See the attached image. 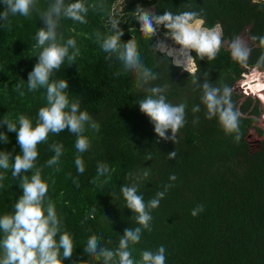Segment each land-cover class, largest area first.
I'll use <instances>...</instances> for the list:
<instances>
[{
	"label": "trees",
	"instance_id": "obj_1",
	"mask_svg": "<svg viewBox=\"0 0 264 264\" xmlns=\"http://www.w3.org/2000/svg\"><path fill=\"white\" fill-rule=\"evenodd\" d=\"M51 2L37 0V8L45 11ZM84 2L89 9L88 22L80 24L63 18L59 28L64 41L75 39L79 55L71 65L65 59L61 69L54 70L52 79L68 82L70 102L80 100L81 110L89 112L100 130L86 128L84 134L91 147L84 153L76 151V136L67 129L59 134L50 133L47 142L38 145L35 161L42 179L48 183L46 199L55 205L61 231H67L73 238V255L71 259L62 257V264H102L83 252L87 239L96 235L100 247L115 250L124 229L139 226L135 213L126 208L120 191L122 185L135 184L147 203L169 183L173 186L159 206L151 210V231L142 230L140 242L131 246L135 261L142 251L155 252L163 245L165 264H264V114L260 98L233 91L232 100L241 113L242 133L241 140L235 142L232 135L224 134L216 118L206 119L201 92L193 90L192 74L174 65L167 52L165 55L153 48L158 35H168L164 27L161 25L157 35L148 39L139 31L135 12L137 4L143 9L151 7V12L157 15L164 11L173 14L195 11L204 19V27L219 24L228 43L246 31L253 49L247 67L234 62L225 47L211 61L191 53L195 75L201 83L208 78L215 86L227 84L234 89L241 83V74L255 68L264 52L258 42L253 44L250 40L251 35H264V0ZM4 7L0 2V12ZM110 17L120 20L119 27L124 33L121 42L135 41L143 65L158 74L157 80L137 88L134 74L115 75L119 61L114 55L105 59L108 53L101 49L95 36L96 32L103 36L114 34ZM9 20V27H0V121L7 118L18 127L19 115H25L35 126L38 110L47 105L46 89L30 92L27 78L40 51L33 47L35 35L44 25L36 11L27 18L10 15ZM17 83L21 85L19 90ZM156 85H167L164 94L168 102L186 105V124L177 134L175 144L156 136L149 118L136 103L148 95V88ZM255 86L253 90L262 91L260 85ZM195 105H200V111L193 113ZM196 119L198 123L193 124ZM0 132L8 136L7 143L0 141V151L10 152V159L14 160L21 153L16 133L8 132L2 123ZM167 134L171 135L170 131ZM54 142L63 145V153L59 163L49 167L46 162L55 154L49 146ZM174 150L176 157L169 159L168 153ZM77 155L85 163L83 174L77 172L74 163ZM101 163L107 164L110 171L97 178V166ZM11 171V167L0 169L4 175L0 181V216L13 214L16 200L23 194L20 178L13 177ZM34 171L21 175L30 178ZM145 171L147 177L143 176ZM173 174L176 181H169ZM197 205H203L204 211L193 217L191 211Z\"/></svg>",
	"mask_w": 264,
	"mask_h": 264
},
{
	"label": "clouds",
	"instance_id": "obj_2",
	"mask_svg": "<svg viewBox=\"0 0 264 264\" xmlns=\"http://www.w3.org/2000/svg\"><path fill=\"white\" fill-rule=\"evenodd\" d=\"M4 11L0 12V27H9L10 15H21L30 17L36 11L43 27L39 28L35 35L36 44L39 49L37 62L28 73L27 88L30 92L43 87L46 89L47 105L38 110V119L35 126L31 119L25 115H19L17 123L7 118L0 123L6 125L8 132L16 133V140L20 146L21 153L16 154L14 160L10 159V152L0 151V169L7 170L11 167L13 177L20 178L22 196L14 205L13 214L0 216V230L3 237L0 238V264H62L64 259H71L74 251L73 238L67 231H61V220L57 215L56 208L51 199H46L48 183L42 179L41 169L35 166L38 158V145L48 140L49 134H59L64 130L76 136L75 148L78 153L87 152L91 147V141L84 133L86 128L99 132V124L93 120L87 110H81L80 100H69L66 91L68 82L65 79L53 80L54 70L59 71L65 59L69 65L73 64L79 55L76 41L69 38L64 41L59 32L60 22L63 18L71 19L80 24H86L88 7L84 0L66 3L65 0H52L45 11L37 8V0H0ZM101 8L103 4L99 5ZM135 12L139 23V31L148 39L157 35L162 25L178 48H168L163 40H158L153 48L161 52H167L173 57V63L182 67L193 76L194 91L200 90V101L206 110V119L216 118L218 125L225 135H232L235 142H239L241 133V113L236 109L232 100L233 88L227 84L223 87L210 83L208 78L201 83L195 75L196 68L193 64L195 57L211 61L216 58L222 47H224L223 32L219 25L208 28L204 27L205 21L195 11H184L173 14L164 11L162 15L143 9L137 4ZM111 29L114 34L103 36L96 32V40L101 49L108 53L105 59H111L114 55L119 61V69L116 76L134 74L137 88H143L152 81L157 80L158 74L146 68L138 52L134 40L130 39L122 43L123 30L119 27L120 20L110 17ZM250 40L258 47L264 48V35H251ZM70 49L72 50L70 52ZM252 47L239 36L234 37L228 43V51L231 59L237 64L247 67L251 57ZM187 63V68L185 67ZM264 67V52L258 57L255 68ZM208 77V74L205 73ZM17 90L21 88L16 84ZM167 85H156L147 89L148 95L136 101L139 110L154 127V132L160 140L177 142V134L186 124V105L180 103L173 105L168 102L166 95ZM21 95L24 93L21 92ZM200 111V105H195L192 112ZM198 119L193 120V124ZM170 131L171 135L167 133ZM0 141L8 142V136L0 132ZM50 149L54 155L47 160V166L51 167L59 163L63 153L61 143H52ZM169 159L176 157V151L168 153ZM11 162V164H10ZM77 172L83 174L85 163L81 155L75 158ZM35 169L31 177L21 175ZM59 170V169H57ZM107 164H98L97 178L108 173ZM144 177L148 172L143 173ZM4 179L0 173V181ZM175 174L169 177V181H176ZM76 181H74L75 183ZM107 183V180L104 181ZM2 186V185H0ZM78 186V184H77ZM173 185H165L164 191H159L155 197L145 203L143 195L138 194L135 184L131 186L122 185L120 191L126 201V208L135 213L136 223L139 225L134 229L125 228L115 250L100 247L99 237L92 235L87 239L83 252L93 257L102 264H165L166 249L162 245L155 252L145 250L140 253V259L132 258L131 246L140 242L142 230L151 231L153 219L151 210L156 209L160 201L165 197L169 188ZM204 211L203 205H197L192 211L193 217ZM57 236L59 239L57 240ZM62 250V255H61Z\"/></svg>",
	"mask_w": 264,
	"mask_h": 264
},
{
	"label": "rangeland",
	"instance_id": "obj_3",
	"mask_svg": "<svg viewBox=\"0 0 264 264\" xmlns=\"http://www.w3.org/2000/svg\"><path fill=\"white\" fill-rule=\"evenodd\" d=\"M145 10H147V11H151V7H147V8H145ZM216 25H219V24H216ZM215 25V26H216ZM239 37H241L242 39H244L246 42H248V44H249V39H248V36H247V32L246 31H244V32H242L240 35H239ZM158 40H163L164 42H165V44L168 46V47H172V48H178L179 46L178 45H175L174 44V42L170 39V38H168V35L167 36H164V35H158V38H157ZM224 47L225 48H227L228 49V42L227 41H224ZM159 52H161V51H159ZM163 53H165V52H163ZM165 55H167L166 53H165ZM169 56V55H168ZM170 57V56H169ZM170 62L172 63V58L170 57ZM173 64V63H172ZM194 64H195V62H194ZM175 65V64H174ZM182 68V67H181ZM195 68H196V66H195ZM182 70H184L183 68H182ZM251 70H253V68H250V69H248L246 72H248L249 73V71L251 72ZM242 75V74H241ZM263 77H264V75H263ZM242 80H243V77H242ZM242 80H241V82H242ZM262 80V82L264 83V81H263V79H261ZM241 84V83H240ZM238 85L237 87H235L234 89H233V91L234 92H238L239 94H249V91H244L245 89L244 88H242V86L241 85ZM241 91H243V92H241ZM250 95V94H249ZM252 95V94H251ZM257 97H259L260 98V109H261V111H262V113L264 114V90L263 91H261V92H258L257 93Z\"/></svg>",
	"mask_w": 264,
	"mask_h": 264
},
{
	"label": "built area",
	"instance_id": "obj_4",
	"mask_svg": "<svg viewBox=\"0 0 264 264\" xmlns=\"http://www.w3.org/2000/svg\"><path fill=\"white\" fill-rule=\"evenodd\" d=\"M252 68H253V70H251V72L249 71V73H248L245 71L242 73L243 80H242L240 85L242 86V88L245 89L244 91H249V94H252L253 96H255L259 92V91H256L257 89L253 90L256 87L255 85H260L262 91L264 90V83L261 80V79H263V81H264V77H263L264 70H258L254 67H252ZM248 69H250V68H248ZM253 83H255L254 88H251L250 85H252Z\"/></svg>",
	"mask_w": 264,
	"mask_h": 264
}]
</instances>
